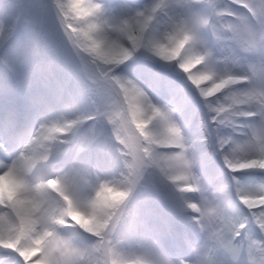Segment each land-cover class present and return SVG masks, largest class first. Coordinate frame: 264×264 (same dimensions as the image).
I'll list each match as a JSON object with an SVG mask.
<instances>
[{
    "label": "snow or ice",
    "instance_id": "obj_1",
    "mask_svg": "<svg viewBox=\"0 0 264 264\" xmlns=\"http://www.w3.org/2000/svg\"><path fill=\"white\" fill-rule=\"evenodd\" d=\"M241 3V0H235ZM57 5L65 16L70 13L77 19L85 22L84 27L77 29L68 25L72 32H81L86 40L82 45L83 51L92 58L91 64L84 61L81 56L80 71L100 90L104 82L114 84L118 89L119 98L99 115L107 118L113 126V132L120 151L128 157L125 166L127 175L122 181L127 187H117L111 182L102 181L96 191L95 199L90 203L91 212L79 211L74 199L78 180L85 177V170L73 168L63 178L47 179L35 187H28L22 180V173L30 171L38 161L47 160L51 149L47 142L57 139L58 136L69 134L78 126L82 119L65 120L63 123L52 122L41 124L32 139L24 146L17 160L7 165L6 179L10 181L11 188L0 194V205H7L14 220L8 216H0V246L13 249L24 260V264H60L54 254L67 245L64 241L56 240L51 247L45 249L41 246L44 237L37 238L34 243H25L24 240L35 231L36 213L39 211L43 198L49 193H56L64 202L61 215L52 217L59 224L66 221L64 216H71L86 231L100 237L97 247L104 243L103 234L114 231L120 219L118 210L128 198L135 184L142 178L147 168H155L160 174L170 180L181 192H188L196 185V178L191 171V163L186 155L184 137L181 129L172 119L171 110L163 111L154 105L144 90L132 80L123 79L116 73L119 65L127 61L138 49L146 48L155 56L164 61H175L186 74L187 79L205 99L210 111L214 113L212 120L218 124L232 126L235 130L247 128L248 131L240 133V139L219 138V147L224 153L225 165L230 170L257 168L264 169V8L257 11L249 5L252 17L259 27L248 24L243 18L239 23L227 24L225 27L235 36L243 37L241 51L245 54L260 55L261 62L250 65L248 73L234 74L227 70L217 71L210 63V53L200 54L192 50V44L197 30L201 26L210 24L208 19L198 18L195 14L187 19H180L173 23L171 30L163 41L146 38V29L156 10L163 6L162 0L144 12L131 16L129 19L109 26L111 32L126 37L127 43L113 39L104 34L106 24L101 20L100 5L91 3V0H65ZM222 16H231V9L216 13ZM30 20V15H17L16 23L21 19ZM18 39L14 32H10L6 40ZM71 40V35H69ZM57 52L61 50L56 49ZM80 56L79 53L76 54ZM19 55L10 57L6 61L9 72L19 76L20 68L17 66ZM53 75L52 66L48 67L47 74L41 79L49 82ZM241 82L246 86L239 87ZM225 93L224 102L213 103L212 98L219 93ZM3 90L0 89V96ZM259 116L258 124H237L234 117ZM157 122L159 127L153 129L150 125ZM23 133L16 134L21 139ZM227 146V147H226ZM0 149L8 151L3 143ZM172 149V150H164ZM42 150V151H41ZM59 155V153H57ZM239 199L248 209V214L241 220L224 215L211 202L205 201L202 206L185 201V206L192 209L198 216L193 219L203 229L212 227L214 245L218 246L226 256L232 258V264H259L258 252L261 243L250 241L247 246L237 240L248 223L258 226L264 233V186L248 190H238ZM102 212L103 217L98 213ZM159 247L153 242L145 253L148 257L160 258L158 264H171L159 254ZM210 252L213 247L209 246ZM107 264H128L118 259L119 256L112 246L105 247ZM201 248L193 249L197 257L192 264H204L199 258ZM75 254V250H73ZM39 255V259L36 257ZM63 255V252H61ZM246 256V260L241 259ZM135 264H154L150 260H138ZM185 264V262H182ZM207 264H226L218 262L212 255Z\"/></svg>",
    "mask_w": 264,
    "mask_h": 264
},
{
    "label": "rangeland",
    "instance_id": "obj_2",
    "mask_svg": "<svg viewBox=\"0 0 264 264\" xmlns=\"http://www.w3.org/2000/svg\"><path fill=\"white\" fill-rule=\"evenodd\" d=\"M157 2L158 0H137L136 2H134V7H137V5L141 4L142 9H140V12H144L150 9L152 5L156 4ZM261 2L264 3V0H262ZM206 3L209 10V17H212V30L210 29V31H213V39L211 41V44L213 48H217V50H215L214 52L218 51V54L214 56V60L217 62L216 65L219 67V69H221V71H241L243 74L248 73L250 65L258 64L261 62V56L245 54L241 51L243 47V41L239 39L240 36H235L232 32H230L225 27V18H223L221 15L216 14L221 12L220 5L223 4L222 0H206ZM162 4L167 8L164 9V7H161L160 9H157L155 14L153 15L152 20L149 22L148 28L146 29L145 35L150 40L154 38L157 40L156 37H161L163 41L164 39H166L167 34L171 30L174 22L180 19H187L189 16L196 13L194 2L191 0H167ZM11 11H14L16 15H30V20L28 21H25L23 18L21 19L22 24H19L17 26L21 27L19 28L20 31L26 32L23 23L26 24L27 30L31 33V35L35 36L37 39L41 35L42 30L47 31L49 35L55 38L58 47L64 53V55L58 62H53V75L49 77V91L52 97L56 100H66L67 103L69 101L74 102L76 107L80 105V118H87L90 115L94 118V121L90 123H86V120L82 119L79 129L69 134L71 136V140L69 142L71 144L70 152L68 154H65L64 148L62 147L59 155H49L47 160L40 161L42 162V164H40L41 170L43 168L45 169V174L49 179L63 178L70 172L71 169L74 168L71 162L72 159H74V156L91 155L94 158H97V160L100 159L102 168L109 164L111 165L114 171V173L112 174L114 176L113 182H115V184H118V182H120L122 179L120 173L125 167L126 156L119 150L120 145L115 139L112 124L109 123L105 116L99 115V113L107 110L112 105V103L119 98L117 87L110 82H104L102 89L98 90L97 86L83 75L77 65H73L68 68L66 67L67 63H69V60H71V57L77 56V52L73 50L71 43L76 42L77 46L81 47V45L85 44L86 40L79 31L72 32L71 28L65 27L64 34L61 24L59 25L60 19L56 13V9L54 6L50 5L49 0H0V15L5 16L7 13H11ZM113 11L114 8H112L110 5L102 4L100 6L101 20L103 21L104 19H109L111 21L110 23H112L114 21V16L113 19L111 17ZM70 19L73 21L72 23L76 25V28L79 29L80 24L77 18ZM258 27L259 25H257V28ZM105 33L111 35L114 39L117 37V33L111 32V29L108 27L105 28ZM69 35H71V40H69ZM72 35H74V39L72 38ZM3 48H7V45ZM3 48L0 52H3L5 50ZM81 51L84 52L83 50ZM143 51H145V53ZM138 52L140 53L139 58L137 59L139 63H145V61L149 60L148 56L151 52H149L146 48H141V51H139L138 49L131 57L133 58L134 55H136ZM152 55L154 58H156L154 63H152L153 69H151L153 77L156 80L161 81L164 79L165 81H169L170 79L168 77L171 76L178 84H180L179 86L181 87V89H184L183 87L186 86L188 79L186 74L179 68L178 64L175 61H164L154 54ZM2 58L0 57V62ZM89 59L90 61H92L91 57ZM72 62H75V60L73 59ZM36 66L40 67V72L38 73V75L41 78L47 74V65ZM118 68L120 70H118ZM122 71H133V69H131L130 66L122 63L116 69L117 75L122 77ZM5 72L7 71L0 63V75H3ZM127 75L128 74L126 72V76L122 78L129 80L130 78L127 77ZM14 78L17 85L23 86L25 84L27 76L20 79L14 76ZM155 79L152 78L150 81L154 83ZM192 94L193 96L191 97L193 98V104L191 106H194L193 108L195 109V113H197V116H201L202 125L201 127H195L190 130L192 131V135L189 138V145L192 149L193 157L197 156L196 161L192 160L191 162V171L193 176L196 178V185H194L192 189L186 192V194L192 199L195 198L194 203H196L197 205L199 203V205L202 206L205 201H208L211 202L213 206L217 207L226 216H230L235 219V215L242 214V216L244 217L248 214V209L243 204L240 206L237 203L238 200L235 194L234 196L233 194H230L229 196L220 194V186L223 185L222 182L217 185H211L212 178L218 177L216 173L217 171L221 172V170H219L221 168L219 166H216L215 169L206 170L203 167L204 162L208 160L209 156L208 148L206 150L207 145L210 144L208 135L212 136L214 132V130H209V126H214V128H216V136H218V134L221 132H229L232 127L228 125L218 124L217 122L213 121L212 116L214 115V113L210 111L205 102V99L201 97L199 91H194ZM224 95L225 93L223 92L217 94L216 97L212 98L213 103L224 102ZM181 97L177 99L180 100ZM185 104H187V106H190L188 102ZM179 108L180 106H178L174 111L178 112ZM184 111L185 109H183V112ZM205 111H208V113L210 114V118L207 121L204 120ZM187 114L186 116H189ZM64 116L65 110L63 109L61 104H53L47 109L44 114V118L52 119L53 122L60 123H63ZM236 118L238 117H234L233 119L237 120ZM255 118L257 120L254 124H258L260 118L259 116H255ZM158 127L159 125L156 122V128L153 127V129L155 130ZM202 132L206 137V139H204V143H202L203 139L200 138V134ZM216 138L217 137H215V139L213 140L215 143H217ZM82 142L86 143L85 146L82 147H87L86 149L88 150L86 152H83V154H80L79 148L81 147L80 144ZM217 150L222 152L220 147H217ZM210 152L213 153L212 150H210ZM225 168H227L228 172H233V170H230L228 167ZM32 170L35 171V169L33 168L31 169V173L30 171L25 172L21 177L24 184L30 188L39 185L41 180H43L41 178L42 172L39 173L38 170V172L36 173ZM159 174L160 172L157 169L147 168L142 178L135 184V186L133 187V191L122 203L120 209L118 210L120 211L121 209H126L137 213V215L133 216L132 218L120 217L119 221L117 222L116 231L119 224L120 227L117 231V234L114 235V238L116 240H119L120 242L123 241V246H120V243H116L113 245L114 251L117 254H121V256L117 258L127 261L128 264H131V260H133L135 252L138 249L139 242L135 240V234L141 229V227H138L136 230L134 229L136 223L140 221V216L138 215V213L141 209V198L139 194L135 192V189L141 181H144L149 185H155L161 188L165 192L168 199V194L166 192H168L169 189L162 186ZM32 177H35L36 179L33 180ZM235 180L236 184H238L236 195H238V190L246 189L247 186L254 182L249 177H246V175H240L239 178L236 177ZM78 183L79 182L77 181L76 187H79ZM86 189L88 190L90 197L94 198L95 195L93 193V190L89 187H87ZM221 193L223 192L221 191ZM57 196V194L49 195L47 202L49 203L50 207L56 206ZM228 205H232L233 209L229 208ZM9 212H11V209H9L7 205H0V214L8 216ZM242 216L238 215L237 220L243 219ZM74 224V222L56 224L54 229L51 230L54 231L58 237L60 235L59 230L64 228L71 229L70 231L72 233L78 234V232L73 231ZM140 224L142 223L139 222V226H141ZM182 224L183 223L181 222L179 228L182 226ZM78 228L79 233H82V231L85 230L80 227ZM203 229L205 232H207V228ZM257 230V232H260L259 228H257ZM130 233L134 235L131 242L128 243L127 239ZM204 236L206 238L205 243H202L201 247H197L201 248L200 253H203V255H201L202 257L199 255V258H204V264H207L208 259L211 255L218 262H226V264H232V258L230 256H226L218 246L214 245V241L211 239L212 234H204ZM243 236H245L246 241H243L242 239H240V237H238L237 240L242 241L245 247L250 241L264 243V240L261 241L259 236H256L252 230L249 232V236H246L245 233ZM86 240L88 245L87 247H85V249H88V251L90 252L89 255H91L92 252L93 256L91 258H93L94 264H103L104 257L96 256V252L98 251L96 237L92 235V237H88ZM183 243V241L175 239L171 243V245L173 247L181 248L182 250H184V252H188L190 250L188 249L189 247H187L186 245L184 246ZM209 246L213 247L212 253L208 249ZM193 249L194 248H192V251H190L192 255H186V253H184L183 258L178 259L177 264H182V262H185V264H192V262L196 259ZM0 257L1 264H24L23 258L17 252H15V250L8 248L6 249L3 246H0ZM59 258L61 264H66L63 258ZM241 259L246 260V256L242 257Z\"/></svg>",
    "mask_w": 264,
    "mask_h": 264
},
{
    "label": "clouds",
    "instance_id": "obj_3",
    "mask_svg": "<svg viewBox=\"0 0 264 264\" xmlns=\"http://www.w3.org/2000/svg\"><path fill=\"white\" fill-rule=\"evenodd\" d=\"M73 21L69 18L67 20L60 19V24L65 34V26L70 25ZM37 49L35 54L30 55L25 64L24 68L27 73V78L23 86L17 85L14 76L5 72L0 75V89L3 90V95L0 96V140L8 149H0V159L11 164L14 160H17L20 152L24 149V146L35 135L36 130L41 124L49 123L44 119V114L47 109L53 104L59 105L66 100H56L52 97L49 91V82L45 83L42 81L39 75L33 73L32 69L35 65H47L52 66L53 62H58L64 55L63 51L58 47L55 38L42 30L39 38H33L29 34H24L18 39L14 40L3 52H0V57L10 58L19 55L23 52H28L31 49ZM59 48L61 51L57 52ZM70 99V98H69ZM23 133L21 139H16V134ZM71 140L70 135L58 136L56 140L47 142V146L51 149V155H57L61 148L70 150L71 144L67 143ZM14 147V151L12 150ZM121 147V146H120ZM42 151V150H41ZM11 152V157L9 153ZM128 159L126 156L125 161ZM72 163L76 164L79 161L73 160ZM7 167L0 166V194L5 190L11 188V183L6 179ZM128 169L126 166L122 169L120 175L122 177L118 184H114L117 187H127L122 181L127 175ZM25 173V172H23ZM22 173V174H23ZM47 180V179H46ZM133 191V189H132ZM131 191V192H132ZM135 192L139 194L141 198V209L138 213L142 222V228L135 234V240L138 242H154L158 247L164 248L171 244L177 236H179L180 230L179 225L181 218L178 216L176 211L169 205L165 192L155 186L149 185L144 181L135 189ZM52 192L43 198V203L39 211L36 213V225L35 231L31 232L26 236L24 242H33L43 236L44 239L41 242V246L45 249L51 247V243L56 240H61L54 231L56 223L52 217L61 215L64 208L63 200L57 196V204L55 207H50L47 202L49 195H55ZM79 211L83 213L91 212L92 209L89 206L86 210H82L81 206L77 203ZM103 217V213H98ZM118 215L123 217L132 218L137 215L132 211L121 209ZM199 214L196 213L195 216ZM0 216H4L0 214ZM8 218L14 220L12 212L8 213ZM64 219L68 223H75L80 228L81 225L74 220L71 216H64ZM205 228H209L213 231L212 227L207 226L205 221ZM84 229V228H83ZM116 230V229H115ZM114 230V231H115ZM114 231H106L103 234L104 243L97 247L98 251L96 256L104 257L103 264H107V258L105 256V247L112 246L116 243H120L113 236ZM90 233V232H89ZM96 237L97 243L100 237ZM261 249H264V243L260 245ZM56 257L60 261V254L56 253ZM259 256V264H264V251H260L257 254ZM39 255L36 259H39ZM197 259V257H196ZM196 259L193 261L195 262ZM61 264V261H60Z\"/></svg>",
    "mask_w": 264,
    "mask_h": 264
},
{
    "label": "bare ground",
    "instance_id": "obj_4",
    "mask_svg": "<svg viewBox=\"0 0 264 264\" xmlns=\"http://www.w3.org/2000/svg\"><path fill=\"white\" fill-rule=\"evenodd\" d=\"M64 2H62L60 0L61 4L64 3ZM120 2H121L120 9L114 15V20H115L114 25L124 21L125 19H129L131 16H134L135 14L138 13L136 10H134L132 7H130L129 3L125 2V0H120ZM91 3L98 5V1L97 0H92ZM260 6L261 5H259V4L255 5L257 11L260 10V9H258V8H260ZM234 14H236V13H234ZM238 14H242V13H237V15ZM196 16L198 18L204 19L202 17L203 16L202 14H196ZM241 18H243L248 24L256 26L244 14L239 15L238 19H236L235 21L230 20V21H227V23H229V24L230 23H232V24L239 23ZM81 21L83 22V24H85V22L83 20H81ZM9 26H13L12 21L2 23V28H0V42H1V39H2V36H3L1 34L2 30L8 29L7 27H9ZM104 34H107V33H104ZM107 35H109V34H107ZM109 36L112 38L111 35H109ZM202 38H203L202 29L199 28L197 30L196 34H195L194 42H190L192 44V50L195 51V52H198L200 54H205V53H210L211 54V51L207 48V46H205L203 44V39ZM115 39L121 40V42H124V43L127 41L126 37H122L119 34H117V37ZM159 40H161V39H159ZM0 48H1V45H0ZM211 58H213L212 54L210 55V63H211ZM26 60H27L26 54H24V56L19 54L17 62H16L17 66L20 68V74H24L25 76H27V73H26L25 68H24V64H25ZM32 71H34V70L32 69ZM122 76H125V73H123ZM188 82H189L188 86L192 90L196 89L195 86H193L190 81H188ZM187 91L189 92L188 88H187ZM188 94L190 95V93H188ZM148 97L150 98L149 95H148ZM183 97H184V99H187L189 96L188 95H183ZM150 100H151V102L154 105H156L157 107L161 108L163 111L167 112V111L171 110L172 119L175 122V124L181 129L182 135L184 137L186 155H187L190 163L192 162V160L196 161L197 156L193 157L192 149L190 148V145H189V138L191 136V132H187L186 129H185V126L189 122H191L192 119H194V117L197 118V122H196L197 127H201V120L196 115H193L194 114L193 113V111H194L193 108L190 109V108L186 107L187 104L182 103L184 107L180 108L179 110L181 111L183 108H185L187 113H188V115L189 116L191 115L192 117L189 118V116H186L185 113L183 115H181V116H177L176 112H174L175 107H172V105L167 104L168 102H161V101H158V100H152V98H150ZM186 101H189V100H186ZM68 105H69L68 103H65L63 105V107H66V111H65V116H64L63 122L65 120H70V119H75L77 117H80L78 109H76L75 107L72 106V109H71L72 112H71V110L68 109ZM204 116H205L204 119H206V120H208L210 118V114L208 113V111H205ZM187 120H188V122H187ZM47 121L49 123H52L50 120H47ZM79 125L74 127L71 132H75L77 130V128L79 127ZM151 126L156 128V122L154 121ZM242 131H244V130H242V129L235 130L232 127L231 133H229V132H227V133H224V132L219 133L218 136H216L217 137L216 138V140H217L216 145L219 147L218 143H219V138L220 137H223V138H226V139L227 138L240 139V138H237V137L233 136V133L242 132ZM200 138L203 139L202 143H204V139H206V137H205L203 132L200 134ZM213 148L215 149V151H216V153L218 155V158H220V160L222 161V164L224 166H226L225 162H224V158H223V154L224 153H220L216 149L217 147H215V146H213ZM66 150L67 149H65V151ZM40 161H38L36 163V165L33 167L35 169V171L34 170H32V171L37 173L38 170H39V173L42 172V175H43L45 173V171H40L41 170L40 164H42V162H40ZM209 161H211V158H210ZM2 162L3 161L0 160V163H2ZM74 167L75 168L84 169L82 167V165H80V164H74ZM94 167H93V170L95 169ZM214 167L215 166L213 165V168ZM93 170H91L90 167H89L88 168V173H90V176H87V174H86L84 179L78 180L79 187L78 186L76 187L74 199H75L76 203H78L81 206L82 210H86L90 206V203L95 199V196H94V198L90 197V195L87 193L88 192V190L86 189L87 187L91 188L93 190L94 195H96V191H97V189L99 187L100 182L107 181V182L113 183L112 179L108 180L107 177L100 176L99 174H94ZM257 171H260L261 173H264V169H257V168L235 170V172L237 174H246V175H250V173H254V172H257ZM30 173H31V170H30ZM159 175H160V179H161V184L164 187H166L167 189H169V191H168V194H169L168 203H169V205L176 211L178 216L181 218V221H183L185 223V226H186V229L188 230L189 236H191L192 239L197 238V236L199 235V233H196L197 232V230H196V222L197 221L193 219V217L195 215H192V214H195L196 212L193 211L192 209L187 208L185 206V201L190 202V203H194V202L192 200L186 198V193L185 192H181L179 189H177L176 186L170 180H167V178L163 177L161 174H159ZM251 175L256 176L255 174H251ZM232 177L235 178L234 175ZM253 178L256 179V177H253ZM44 181L45 180H43L42 182H44ZM261 186H264V182L258 181V182H255V183L249 185L247 188H248V190H253V189L259 188ZM228 187L229 186L227 184H224L223 187H222V190L225 191V192H229L230 188H228ZM187 213H192V214H190V216H189ZM73 227H74V230L76 232L79 231L78 225L74 224ZM208 233L209 232L207 231V234ZM91 235H95V234L89 233L86 230L82 231V235H80V234H75L74 235L72 232L69 235L61 233L59 235V238L64 240V242L66 243L67 247L66 248H62L60 251H57L54 254L59 253L60 257L64 259L66 264H93L92 263L93 259L91 258V255H89L90 252L88 251V249H85V246H87V244L83 243V242H86L85 237L88 238ZM139 244H140L139 249L136 251V254H137L136 256H138L139 260H150V261H153L154 264H157L160 258H153V257H148V256L145 255V253L150 248L151 243L147 242V241H144V242H140ZM73 250H75V254H74ZM61 252H63V255H61ZM159 254H160V256L162 258L169 260L171 262V264H177L175 259H172L169 256H166L160 250H159ZM201 260L204 261V258H202ZM155 261L157 263H155Z\"/></svg>",
    "mask_w": 264,
    "mask_h": 264
}]
</instances>
